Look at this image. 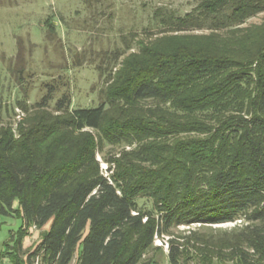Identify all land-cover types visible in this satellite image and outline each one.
Listing matches in <instances>:
<instances>
[{"label": "trees", "instance_id": "trees-1", "mask_svg": "<svg viewBox=\"0 0 264 264\" xmlns=\"http://www.w3.org/2000/svg\"><path fill=\"white\" fill-rule=\"evenodd\" d=\"M262 11L264 0H198L183 15L156 7L162 35L97 65L96 106L71 108L68 91L54 99L58 81L45 83L18 137L0 125V215L21 219L2 256L156 264L144 260L154 235L240 220L170 237L168 264H264V25L231 36ZM107 144L121 149L104 157L105 176L96 154ZM30 227L39 239L24 249Z\"/></svg>", "mask_w": 264, "mask_h": 264}, {"label": "rangeland", "instance_id": "rangeland-1", "mask_svg": "<svg viewBox=\"0 0 264 264\" xmlns=\"http://www.w3.org/2000/svg\"><path fill=\"white\" fill-rule=\"evenodd\" d=\"M198 0H0V125H9L16 137L19 125H26L34 113L31 107L45 93V83L58 81L71 96V108L94 107L99 101L104 82L99 77L98 64L109 67L114 52L136 50V41H150L162 35L158 19L152 14L156 7L183 15L192 10ZM52 22V26L49 25ZM264 25V11L244 21L234 35H222L242 41L248 31ZM209 30L181 31L175 34H208ZM168 34V33H167ZM243 35V36H242ZM19 67L22 71L19 72ZM104 69V68H103ZM22 76L20 79L18 76ZM23 99L25 110L15 104ZM14 105V111L11 107ZM53 100L48 111H53ZM37 113V112H36ZM57 113V112H54ZM121 147L105 145L96 158L105 167L104 157L119 155ZM129 149V147H126ZM148 203V202H146ZM148 205V204H147ZM21 224L17 216L0 215V264H13L5 256L4 243ZM234 223L196 224L172 227L166 236L172 237L189 230L214 233L229 230ZM45 227H43L44 229ZM39 229L30 227L27 239L30 249L39 239ZM25 236V237H26ZM146 253L144 260L153 258L156 264H168L164 248ZM159 248V249H157ZM2 251V252H1ZM143 264V263H138Z\"/></svg>", "mask_w": 264, "mask_h": 264}, {"label": "built area", "instance_id": "built-area-1", "mask_svg": "<svg viewBox=\"0 0 264 264\" xmlns=\"http://www.w3.org/2000/svg\"><path fill=\"white\" fill-rule=\"evenodd\" d=\"M104 163H105V167L103 168L101 163H100V168L102 169V172L104 173V175L107 176L108 175L107 163L106 162H104ZM231 223H234V225L239 224L240 220L232 221ZM196 224L200 225V223H198V222ZM153 243L157 244L158 246H161L162 248L165 249V251H167L169 248V236H166L165 234L158 236L156 234V235H154ZM35 264H38V262L36 261Z\"/></svg>", "mask_w": 264, "mask_h": 264}, {"label": "crops", "instance_id": "crops-1", "mask_svg": "<svg viewBox=\"0 0 264 264\" xmlns=\"http://www.w3.org/2000/svg\"><path fill=\"white\" fill-rule=\"evenodd\" d=\"M26 239H27V236L24 237V239H23V248H24V249H25L28 245L31 244V242H29L30 239H29V240H26ZM1 252H2V251H1ZM1 255H2V253H1ZM3 258H5V257L2 256V259H1V260H3Z\"/></svg>", "mask_w": 264, "mask_h": 264}]
</instances>
